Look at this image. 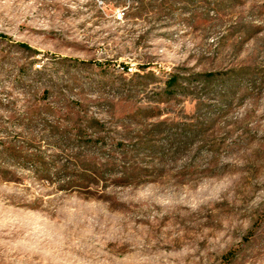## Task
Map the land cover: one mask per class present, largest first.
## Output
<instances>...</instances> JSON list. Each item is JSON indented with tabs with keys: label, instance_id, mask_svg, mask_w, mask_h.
I'll return each instance as SVG.
<instances>
[{
	"label": "rangeland",
	"instance_id": "1",
	"mask_svg": "<svg viewBox=\"0 0 264 264\" xmlns=\"http://www.w3.org/2000/svg\"><path fill=\"white\" fill-rule=\"evenodd\" d=\"M0 264H264V0H0Z\"/></svg>",
	"mask_w": 264,
	"mask_h": 264
},
{
	"label": "trees",
	"instance_id": "2",
	"mask_svg": "<svg viewBox=\"0 0 264 264\" xmlns=\"http://www.w3.org/2000/svg\"><path fill=\"white\" fill-rule=\"evenodd\" d=\"M172 80H176V77H173ZM169 83H171V82H169Z\"/></svg>",
	"mask_w": 264,
	"mask_h": 264
}]
</instances>
